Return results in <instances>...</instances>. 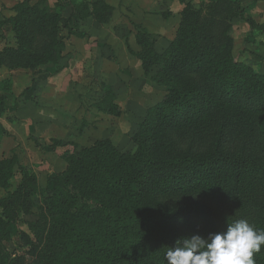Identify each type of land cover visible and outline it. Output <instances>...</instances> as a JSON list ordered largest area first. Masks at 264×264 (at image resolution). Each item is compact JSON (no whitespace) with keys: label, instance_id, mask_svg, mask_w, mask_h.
I'll return each instance as SVG.
<instances>
[{"label":"rangeland","instance_id":"1","mask_svg":"<svg viewBox=\"0 0 264 264\" xmlns=\"http://www.w3.org/2000/svg\"><path fill=\"white\" fill-rule=\"evenodd\" d=\"M17 1L0 0V159L14 155L19 165L9 186L0 187V227L8 230L0 244L15 264H53L49 251L58 237L46 202L70 154L105 139L122 153L136 149L149 109L169 88L173 64L166 52L179 34L223 43L264 73V0H24L37 11L14 10ZM73 1L89 3L71 26ZM96 1L108 8L94 7ZM57 39L63 50L54 62ZM152 53L160 58L144 69L140 56L149 60ZM42 79L61 87L44 91L41 100V90L35 96L29 89ZM26 91L24 100L34 102L22 115ZM150 152L158 163L149 172L165 171L159 163L170 158L158 141ZM155 241L166 245L170 238Z\"/></svg>","mask_w":264,"mask_h":264},{"label":"trees","instance_id":"2","mask_svg":"<svg viewBox=\"0 0 264 264\" xmlns=\"http://www.w3.org/2000/svg\"><path fill=\"white\" fill-rule=\"evenodd\" d=\"M20 7L38 5L23 0L14 10ZM84 8L73 1L67 23ZM190 34L171 41L169 88L149 109L136 149L122 153L105 139L70 154L46 202L58 237L49 251L53 264H164L167 247L181 236L221 231L237 219L264 228V73L225 44ZM62 50L57 39L52 61ZM144 56V69L160 58ZM155 141L170 160L159 163L165 171L150 173L148 165L158 163L150 152ZM15 164L17 156L0 159L3 189ZM163 234L169 244L156 243ZM7 236L0 227V238ZM253 259L264 264V246ZM0 264H15L1 244Z\"/></svg>","mask_w":264,"mask_h":264},{"label":"clouds","instance_id":"3","mask_svg":"<svg viewBox=\"0 0 264 264\" xmlns=\"http://www.w3.org/2000/svg\"><path fill=\"white\" fill-rule=\"evenodd\" d=\"M264 246V228L257 229L245 219L207 235L181 236L167 247L164 264H255L254 253Z\"/></svg>","mask_w":264,"mask_h":264},{"label":"crops","instance_id":"4","mask_svg":"<svg viewBox=\"0 0 264 264\" xmlns=\"http://www.w3.org/2000/svg\"><path fill=\"white\" fill-rule=\"evenodd\" d=\"M21 1H23V0H21ZM20 2V1H19ZM109 2V1H108ZM128 2H129V0H127L126 1V5L128 4ZM18 3V1L17 2H15L13 5H12V8L14 9V6L16 5ZM111 2H109V4H110ZM239 24H243V25H245V22L243 21V20H241V21H239ZM77 45L78 46H80V47H82L81 45H79V44H81L82 43V45H83V39L82 38H77ZM258 43H260V42H258ZM237 59V58H236ZM60 68V67H59ZM44 79H42L41 81H39L38 83H35L34 84V86L32 85L31 86V88L29 89L30 90V92H33L34 93V95H35V91H40V92H38L37 94V96L42 100L43 99V97H42V94H44V91H48V90H50V91H53V90H55V88L54 87H56V88H59V87H61V84L60 85H58V84H55L54 82L53 83H51V80H50V84H47L45 81L46 80H44ZM40 82H42V83H40ZM64 85V84H63ZM43 92V93H42ZM27 91L26 92H24V95H23V99L19 102V107H18V113L19 112H21V114L22 115H25L26 114V108L28 107V106H30L31 105V102L33 103L34 102V100H31V101H27V100H24V98L25 97H27ZM36 96V95H35ZM48 100V99H47ZM43 113H44V115H43V120H44V116H45V109H43ZM47 119V118H46Z\"/></svg>","mask_w":264,"mask_h":264}]
</instances>
